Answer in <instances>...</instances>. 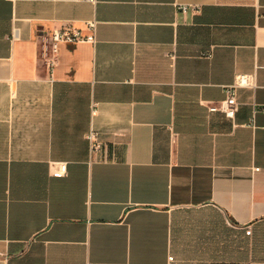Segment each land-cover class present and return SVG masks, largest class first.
Returning a JSON list of instances; mask_svg holds the SVG:
<instances>
[{
  "label": "crops",
  "instance_id": "obj_1",
  "mask_svg": "<svg viewBox=\"0 0 264 264\" xmlns=\"http://www.w3.org/2000/svg\"><path fill=\"white\" fill-rule=\"evenodd\" d=\"M0 264H264V0H0Z\"/></svg>",
  "mask_w": 264,
  "mask_h": 264
},
{
  "label": "built area",
  "instance_id": "obj_2",
  "mask_svg": "<svg viewBox=\"0 0 264 264\" xmlns=\"http://www.w3.org/2000/svg\"><path fill=\"white\" fill-rule=\"evenodd\" d=\"M184 13L186 10L185 6L180 7ZM87 28L90 31L93 30L94 22H86ZM74 42H89L94 43V35L88 34L83 35L81 30L66 24L59 29H54L50 33H41L37 36L38 43V55L39 59L45 67L51 69L58 60V45L60 43H74ZM253 75L250 74H237L234 78L233 83L226 89V96L217 106L209 108L210 111H221L227 118L234 119L235 113L237 112V101H236V89L239 87H250L254 86ZM87 141L89 143L90 152H96L99 150L101 144L97 139V135L93 131H89L86 134ZM64 169V166H61Z\"/></svg>",
  "mask_w": 264,
  "mask_h": 264
},
{
  "label": "trees",
  "instance_id": "obj_3",
  "mask_svg": "<svg viewBox=\"0 0 264 264\" xmlns=\"http://www.w3.org/2000/svg\"><path fill=\"white\" fill-rule=\"evenodd\" d=\"M53 137H54V138H53V141H54L55 138H56V137L54 136V130H53ZM58 142H59V140H58ZM74 156H78V155H74Z\"/></svg>",
  "mask_w": 264,
  "mask_h": 264
}]
</instances>
